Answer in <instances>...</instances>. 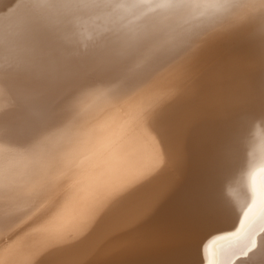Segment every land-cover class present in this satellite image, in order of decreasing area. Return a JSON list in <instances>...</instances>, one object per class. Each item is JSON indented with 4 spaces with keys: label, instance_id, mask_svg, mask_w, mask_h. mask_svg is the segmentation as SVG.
I'll return each instance as SVG.
<instances>
[{
    "label": "bare ground",
    "instance_id": "obj_1",
    "mask_svg": "<svg viewBox=\"0 0 264 264\" xmlns=\"http://www.w3.org/2000/svg\"><path fill=\"white\" fill-rule=\"evenodd\" d=\"M0 264H264V0H0Z\"/></svg>",
    "mask_w": 264,
    "mask_h": 264
}]
</instances>
